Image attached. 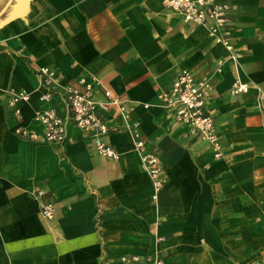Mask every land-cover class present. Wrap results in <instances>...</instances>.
<instances>
[{
  "label": "crops",
  "instance_id": "0c3cea01",
  "mask_svg": "<svg viewBox=\"0 0 264 264\" xmlns=\"http://www.w3.org/2000/svg\"><path fill=\"white\" fill-rule=\"evenodd\" d=\"M224 1L232 52L162 0H0V264H124L123 255L156 253L164 264H264V0ZM40 67L58 86L49 102L39 100ZM182 69L212 85L219 158L160 104ZM90 75L94 98L107 89L123 99L159 156L156 197L114 109L103 140L119 160L72 124L63 144L44 141L36 111L66 116L61 86ZM235 80L248 91L232 95ZM19 91L30 100L15 116L8 99ZM37 187L54 202L50 222Z\"/></svg>",
  "mask_w": 264,
  "mask_h": 264
},
{
  "label": "built area",
  "instance_id": "2783aa9c",
  "mask_svg": "<svg viewBox=\"0 0 264 264\" xmlns=\"http://www.w3.org/2000/svg\"><path fill=\"white\" fill-rule=\"evenodd\" d=\"M162 4L166 9L178 14L184 22L204 27L216 43L232 52V45L226 34L230 6L224 0H162ZM218 65L216 70L220 71L222 61ZM37 75L41 87L44 88L39 100L49 102L58 88L53 80V72L47 67H40ZM94 83H97V80L90 75L79 78L76 84L61 86L62 99L68 111L66 116L59 115L52 108L36 111L34 120L42 126L44 141L63 144L67 127L72 124L91 135L95 150L100 156L119 160L120 154L103 140V137L111 130L107 124V117L114 109L132 136L134 149L140 157L142 167L152 180L156 197L164 182L163 166L159 156L147 150L140 124L130 118L131 109L126 102L107 89L104 90L105 100L95 99ZM211 89L212 85L209 81L196 79L190 71L182 69L174 77L169 90L160 91L158 98L162 107L173 110L176 122L185 125L189 134H197L207 141L212 147L214 158H219L222 155L219 136L214 120L206 110V101ZM247 91L248 85L239 80H235L230 88L232 95ZM29 100V93L13 92L8 99V104L14 109L15 116H18L19 105ZM15 133L25 139L35 141L39 139L36 133L25 129L16 128ZM33 196L40 203L42 217L48 222L52 221L55 216L54 202L48 198L46 191L37 187ZM120 261L124 264H164L158 253L146 257L134 254L123 255Z\"/></svg>",
  "mask_w": 264,
  "mask_h": 264
}]
</instances>
